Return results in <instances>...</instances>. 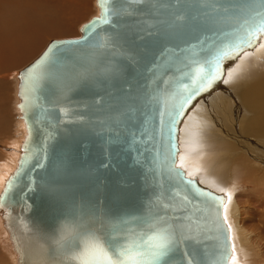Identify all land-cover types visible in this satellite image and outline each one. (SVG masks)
I'll use <instances>...</instances> for the list:
<instances>
[{
    "label": "water",
    "instance_id": "95a60500",
    "mask_svg": "<svg viewBox=\"0 0 264 264\" xmlns=\"http://www.w3.org/2000/svg\"><path fill=\"white\" fill-rule=\"evenodd\" d=\"M220 3L243 5L245 0H220ZM97 5L100 16L102 9L98 0ZM179 12L200 15L203 19L204 9L198 5L197 0H180L178 5L175 0H159L154 14L141 11L136 16L114 21L119 24L115 30L104 25L89 36L84 29L98 17L94 16L82 25L80 37L52 40L32 63L19 71L18 108L26 124L27 136L22 143L23 152L17 168L5 183L0 197L4 196L8 182L20 169L25 156L24 146L29 137L32 152L24 175L5 198V207L0 209L5 212V225L22 264H27L28 256L40 255L48 259L38 260L39 264H82L75 256L64 253L61 241L52 244V234L57 230L56 222L63 220L68 209L70 215H79L78 219L83 220L84 228L100 235L124 218L148 214L150 208L155 211L152 202L157 193L167 197L174 188L179 187L194 200L207 199L197 197L194 192L185 188L182 179L194 180L198 190L225 198L222 194L204 188L196 179L187 177L176 164L178 151L173 145L178 146V126L198 96L169 131L167 117H164L165 123L161 125L155 102L148 101L155 85L148 84L151 74L147 69L165 48L184 49L188 44H195L202 36H208L212 40H217L218 37L223 39L220 33L231 31L237 25L197 22L195 27L187 24L169 28ZM114 31L119 33L116 43L134 59H119V71L110 76L89 77L82 82L76 80L72 66L77 62L84 65L90 60L108 62V50L96 48L94 44L99 38L98 34ZM66 42L79 43L50 70L49 84L44 88L41 99V104L47 111L30 106L28 118L25 119V112L21 108L25 99L21 92L23 89L29 96L31 93L30 88L25 87L21 74L36 64L54 44ZM175 75L173 68L168 78L171 80ZM50 89L55 90V97L51 95ZM125 89L137 98L135 107L139 109L130 120L125 117L128 104ZM53 99L56 102L50 103ZM29 103L31 105V99ZM121 120L125 121V126L120 129V143L110 149V166L101 167L109 149L106 141L117 130V123ZM129 129L143 133L139 136V144L134 145L131 151L126 141ZM136 147L140 149L141 155H137ZM172 153H175L174 157ZM172 159L176 167L170 173ZM38 160L44 164L43 168L36 167ZM136 160L140 163L137 164ZM176 172H182L183 177L176 176ZM64 200L68 203H64ZM64 207L66 208L63 209ZM51 209L55 221L51 219ZM94 212L104 215H93ZM50 226L52 231L47 232ZM42 235L49 237L50 243L38 246L32 242L31 236ZM204 240L206 249L202 246H190V250L196 252L199 264H216L220 256L219 243L211 234L205 236Z\"/></svg>",
    "mask_w": 264,
    "mask_h": 264
},
{
    "label": "snow or ice",
    "instance_id": "6c2138e0",
    "mask_svg": "<svg viewBox=\"0 0 264 264\" xmlns=\"http://www.w3.org/2000/svg\"><path fill=\"white\" fill-rule=\"evenodd\" d=\"M98 2L102 14L84 29L89 36L96 32L98 27L104 25H109L115 30L119 24L114 21L136 16L141 11L149 15L154 14L159 4V0H98ZM197 2L204 9L203 19L200 15L179 12L174 22L169 24V28L187 24L195 27L197 22L213 25L236 24L237 27L220 33L223 39L218 37L217 40H212L208 36H202L195 44H188L184 49L165 48L147 69V72L151 74L148 84L155 85L148 101L155 102L156 114L160 118L161 125L165 123L164 117H167L169 131L179 122L178 118L184 115L187 106L197 96L221 80L224 74V62L234 59L246 48L254 47L259 36L264 35V0H245L243 5L223 4L220 0H197ZM179 3L180 0H175V4ZM51 23L54 26L56 21L53 20ZM98 36L94 46L108 50L110 59L107 63L90 60L87 65L79 62L74 64L72 72L76 80L80 82L89 77L110 76L119 71L117 65L119 59L125 58L129 61L134 59L127 50L116 43L119 38L118 32L98 34ZM77 43L79 42L54 44L36 64L21 74L25 87L30 88L31 93L29 96L23 89L21 92L25 99V104L21 105L25 112V119L28 118L30 106L47 111L41 104V99L44 88L49 84L50 70L56 67L60 58ZM246 54L251 55V53ZM173 68L176 75L170 80L168 77ZM38 69L42 70L37 71ZM128 87L131 88V85ZM124 91L128 101L125 117L130 120L131 116L139 111L135 107L137 98L127 89ZM50 92L55 97V90L50 89ZM49 102L55 103L56 100ZM31 126L29 121L30 130ZM124 126L125 121H119L117 130L108 137L106 143L109 149L106 153V161L101 167L110 166V149L120 143L122 135L120 129ZM142 135L143 133L135 130H128L126 141L129 151L134 145L139 144V136ZM30 144L31 137L24 146L25 156L21 161L20 169L8 182L4 196L0 197V208L5 207V198L24 175V169L31 158ZM173 147H176L178 151V146L173 145ZM135 151L137 155H141L138 147ZM171 155L174 157L175 153ZM135 162L140 163L139 160ZM170 163L172 167L169 172L171 173L176 165L174 159ZM36 167L43 168L44 164L38 160ZM175 175L183 177L182 172H176ZM182 184L197 197L207 199L194 200L179 187L174 188L167 197L157 193L152 202L155 211L150 208L148 214L124 218L100 235L84 228L83 220L77 219L73 214L74 230L60 242L62 250L65 254L78 258L82 264H199L197 254L190 250V246L191 248L202 246L206 249L204 237L211 234L220 246V256L216 264H229V257H231L230 264H236L235 248L230 243L231 225L228 224V217L225 215V198L198 190L194 180L182 179ZM228 199H231V196ZM92 214L104 215L96 212Z\"/></svg>",
    "mask_w": 264,
    "mask_h": 264
},
{
    "label": "bare ground",
    "instance_id": "6f19581e",
    "mask_svg": "<svg viewBox=\"0 0 264 264\" xmlns=\"http://www.w3.org/2000/svg\"><path fill=\"white\" fill-rule=\"evenodd\" d=\"M48 2L52 4L54 2L57 8H61L58 6V0H48ZM62 7V15L64 14L65 17L71 15L72 10H68L66 5ZM75 10H77L76 7ZM74 12V18L77 21L80 13L78 15L76 11ZM59 28L61 29L60 32L68 31L70 34L68 25H62ZM34 30L32 32L35 35L41 31L38 28ZM24 34H27V41H29V31ZM260 36L262 37L257 45L246 48L234 59L225 61L224 74L221 80L217 81L212 88L202 92L194 100L192 106L180 121L177 135V166L186 173L187 177L196 179L204 188L224 194L226 201L225 215L228 217V224L231 225V244L234 245L235 255L244 258L246 264H249V258H257V261L261 260L257 263H264V253L252 251L255 250L253 249L255 245L253 246L251 243L246 230L243 228L244 226L242 227V224L234 219V217L238 218L241 210L240 200L235 197L234 191H240L241 189H244V192L251 191L253 195L258 196L254 202L248 198V202H253V205L261 204L262 206H259V209L264 217V196H262L264 191V36ZM246 53H251V55ZM260 62L261 64L258 65ZM225 86H230V90L225 89ZM181 137L186 142L180 144ZM20 148L22 150V144ZM12 161L9 169L15 171L18 160L14 162L12 159ZM8 173L10 171H7L1 179V183L4 181L3 185L0 183V193L10 177ZM229 196H231V199H228ZM63 202L68 203L67 200ZM0 214L5 224L3 218L5 212L2 209H0ZM50 216L55 221L53 211ZM75 216L78 219L79 215ZM72 217L73 214L70 215V209H68V213L63 217V220L56 222L55 229L57 230L54 232L55 234H52V244H58L59 241L66 239L67 235H70L74 230ZM232 219L236 223L235 226L230 223ZM22 224L24 223L22 222ZM4 227L7 229L6 225ZM90 228L94 227L90 226ZM7 231L10 235L8 229ZM51 231L50 226L47 232ZM0 232L6 242L8 239L5 240L4 230H0ZM31 238L33 239L32 242L38 246L42 243H50L49 237L44 235L31 236ZM10 239L15 253L19 256L11 235ZM19 257V264H22ZM42 258L44 256L41 255L28 256L27 264H39L37 261ZM46 259L48 258H44L42 261ZM0 260L1 264H9L1 253ZM230 261L231 257L229 258V264ZM252 262H255V260ZM236 264H238V261Z\"/></svg>",
    "mask_w": 264,
    "mask_h": 264
},
{
    "label": "rangeland",
    "instance_id": "374dc122",
    "mask_svg": "<svg viewBox=\"0 0 264 264\" xmlns=\"http://www.w3.org/2000/svg\"><path fill=\"white\" fill-rule=\"evenodd\" d=\"M73 1H75V0H73ZM15 2H16V4H15ZM68 2L72 5V2L70 0H65V1L58 0V5L61 8H57L55 3H54L55 5L52 6V3L48 2V0H0V10L1 11L6 10V11H10V12H12V11L36 12V13H38V16H46V15H50L53 13L56 16L57 20H59L60 22H64L66 20H73V18H74L73 15H69L66 17L64 14L62 15V12H63L62 6H65V5L67 6ZM61 3H63V4H61ZM75 3H76L75 7L77 9L76 11H78L79 5H80L79 7L84 6L81 2H79V4H78L77 0L75 1ZM70 7H72V6H70ZM67 9L70 10L68 7H67ZM99 13H100V10H99V7L97 5V0H94V4H93V0H87V9L83 13L81 19H79L80 18L79 17L78 18L79 20L77 19L78 22L76 21V23L72 27H69L73 30L72 33H70V34L69 33H63V35H60V36L59 35L54 36L56 32L54 31L52 33V30L55 29L53 26L48 28L47 30H44L42 28V24H43L42 20H39V21L33 20L36 23H34L33 21H19V22L15 23L13 25V27H22L23 29H27V27L33 28L30 31H35L34 30L35 28H38L39 31L41 29V31H40L41 35H43V33H47V34L51 35V38H49L43 44V47L45 45L47 47V45L52 40L72 39V38L80 37V29H81L82 25L84 23L88 22L92 17L98 16ZM4 18H7V17H4ZM13 27L10 26V29H13ZM31 28H29V29H31ZM42 29H43V31H42ZM60 30L61 29L59 28V31ZM27 31H29V30L27 29ZM49 32H51V34ZM57 34H61V33H57ZM261 37L262 36H260L258 39L259 42H260ZM258 41L256 42L255 45H257L259 43ZM43 47H42V49H43ZM33 58H32L33 60L30 59L31 61L28 60L25 63H23V65H20L17 67V69H16L17 71L15 72V75L17 74L15 76V77H17V79L15 81H13V85L11 84L12 80L9 77L10 74H6L9 79L5 76L8 80V82L9 81L11 82L9 84L10 85V93L5 94L6 99H7L6 109H7V112L9 113L8 118L10 119L9 120L10 121L9 126H10L11 136H12L13 124H14V122H13L14 121V112H15L16 121H15L14 135L12 138L10 135L8 136L9 132H7L6 136L4 135L6 130L3 131L0 135V183H1L2 177L5 175V173L7 171H10V173H8V174H10V176H11V174L14 173L13 170L9 169V168H11V166H9L10 162L12 161V159L14 160V162H17V160H19V156H21L20 154H22V152H23L21 150L20 146L26 138L25 135L27 134V129H26V124L22 118L21 112L18 108V103L20 102V99L18 97V74H19V71H21L24 67L27 66V64H30L29 62L32 63L37 57L34 56ZM260 64H261V62L258 65H260ZM1 77H3V76H0V78ZM12 86H14V89ZM226 88L228 91L230 90L229 89L230 86H228V87L225 86V89ZM23 136H25V137H23ZM19 137H20V139L18 140ZM184 140L185 139H183V137H181L180 144L186 142ZM12 163H13V161H12ZM3 181H2V183H3ZM218 194L224 195L222 192H220ZM234 195L237 199L240 200V201L239 200H237V201H239L241 203V205H240L241 210H240L238 218H235L234 216L233 217L236 220V222L242 224V227L244 226L243 228L246 230V233L248 234L249 239L251 240V243L253 244V246L255 245V247L253 248L255 250H252V251H258V252L260 251L263 254L264 253V246H263L264 245V238H263L264 237V217H263V214L261 215L262 212L259 209V206H262V205L261 204H254L253 205V202L258 198V196L253 195L251 193V191L244 192V189H241L240 191L235 190ZM262 196H264V191L262 192ZM248 198L252 199L253 202H248ZM245 200H246V202H245ZM234 219H232L230 221V223L235 226L236 223H235ZM4 226H5V224H4L3 219L1 217V214H0V230H4L5 240L8 239L5 242L3 239V234L0 232V253L3 257H5V259L8 261L9 264H19V261H18L19 256L17 253H15L14 248L12 246L13 244H12L11 239H10V235ZM6 252H9V253H6ZM9 255H10V257H9ZM237 256H236V262L238 261V264H246V261L244 260V258H241L240 256L237 257ZM249 260H248L249 264L254 260L256 263L252 262L251 264H260V263L264 264L263 262L257 263L258 261H261V260L257 261V258L256 259L255 258H249ZM0 262H1V260H0Z\"/></svg>",
    "mask_w": 264,
    "mask_h": 264
},
{
    "label": "crops",
    "instance_id": "0c3cea01",
    "mask_svg": "<svg viewBox=\"0 0 264 264\" xmlns=\"http://www.w3.org/2000/svg\"><path fill=\"white\" fill-rule=\"evenodd\" d=\"M72 2V5L68 2L67 7L72 10L71 15L75 16V1L70 0ZM78 2H81L84 6L78 7V11H76L80 18L82 17L83 13L87 9V0H77ZM94 4V0H93ZM55 5L54 2L52 6ZM59 6V5H58ZM72 6V7H70ZM4 17H7L4 18ZM78 19V20H79ZM33 20H42V28L44 30H47L48 28L52 27L53 24L51 23L53 20L56 21L55 25L53 26L55 29L52 30V33L55 31V36H58L57 33H62L60 35H63V33L67 32H60L59 26L62 27V25H68L69 27H72L76 20L73 18V20H67L64 22H60L56 19V16L52 13L50 15L46 16H38V13L36 12H21V11H1L0 10V76H3L0 78V135L3 131H5V136L7 132H9L8 136L10 134V126H9V113L6 109V95L7 93H10V81L7 80V75L10 74L9 77L13 81L17 79L15 77V72L17 71V67L20 65H23L28 60H33L34 56L38 57L46 45L43 47L44 42H46L49 38H51V35L47 33H38L35 35L34 32L30 31L32 30L31 27H27L29 30V41H27V34H24L27 32V29H23L22 27H13V25L19 21H33ZM77 20V22H78ZM34 22V21H33ZM36 23V22H34ZM10 26L13 27V29H10ZM31 28V29H29ZM43 31V30H42ZM72 29L70 28V33H72ZM51 34V32H49ZM59 38V37H58ZM22 41V42H21ZM23 45H22V44ZM28 44V45H27ZM43 47V49H42ZM26 51V52H25ZM38 53V54H37ZM33 58V59H32ZM30 60V61H31ZM31 63V62H29ZM28 65V64H27ZM12 74V75H11ZM7 78H6V77ZM9 79V78H8ZM14 89V86H12ZM11 87V88H12ZM15 112H14V124H13V131L12 136L14 135V129H15ZM10 138V139H11Z\"/></svg>",
    "mask_w": 264,
    "mask_h": 264
}]
</instances>
